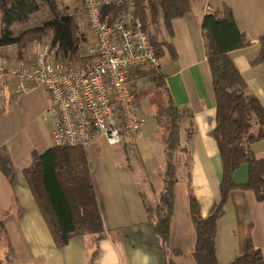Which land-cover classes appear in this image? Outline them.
Instances as JSON below:
<instances>
[{
	"label": "crops",
	"instance_id": "0c3cea01",
	"mask_svg": "<svg viewBox=\"0 0 264 264\" xmlns=\"http://www.w3.org/2000/svg\"><path fill=\"white\" fill-rule=\"evenodd\" d=\"M109 1L112 0H101ZM223 6L231 9L237 28L250 41L248 46L230 51L229 56L264 108V61L252 64L261 49L259 38L264 33V0H193L189 12L172 20V36H168L164 27L158 24V41L171 43L174 50V54L165 50L159 58L160 70L166 75L165 83L173 101L188 108L193 120V132L187 142L188 156L184 154L178 164L179 174L188 185L186 215L178 218L173 212L167 241L161 242L153 222L147 218L144 197L121 153V148L137 145L143 138V124L134 135L135 143L131 140L111 145L117 149V157L106 159L98 156L90 166L87 156L101 204L104 235L98 240L93 234L77 235L66 245L57 247L22 173V168L31 161V154L30 160L17 168L15 155H19L9 153L16 174L13 183H9L0 172L6 182L3 188L6 194L0 197V208L9 209V212L4 210L1 213L4 220H0V225L3 238L9 240L14 248L12 264L26 260L40 261V264H167L170 259L176 264H196L192 255L195 230L189 216V199L193 195L201 216L208 217L219 199L218 186L222 176V162L214 136L216 107L211 72L204 54L200 25L206 13L221 11ZM88 31V28L82 31L86 38L83 43H94ZM21 55L15 59L26 57L24 53ZM162 60L164 64L161 66ZM6 97L5 94L0 100ZM185 122L186 125L187 119ZM155 128L164 144L163 129L158 124ZM185 140L183 127L180 131L181 145ZM99 141L107 143L105 140L91 143L84 148L86 154L88 149L97 148ZM250 148L257 158L264 160V138L251 142ZM159 165L163 167L165 160ZM233 180L237 185L247 182V164L243 163L235 170ZM162 186L156 182L155 188L151 184L149 191L156 197ZM6 195L9 199H5ZM246 237L264 258V201L257 202L251 191L237 187L230 191L223 214L217 220V264H230L241 255Z\"/></svg>",
	"mask_w": 264,
	"mask_h": 264
},
{
	"label": "trees",
	"instance_id": "16d2710c",
	"mask_svg": "<svg viewBox=\"0 0 264 264\" xmlns=\"http://www.w3.org/2000/svg\"><path fill=\"white\" fill-rule=\"evenodd\" d=\"M56 1L0 0V46L16 45L18 49H22L31 41L50 36V43L58 46V54L62 58L81 60L84 57V44L80 43L85 42L84 33L72 16L64 9H58ZM192 2L193 0H112L101 2L100 7L102 16L107 15L109 21L118 15H129L133 21L138 20L159 59L165 50L172 54L174 50L171 43L158 41V24L164 27L168 36H172V20L189 12ZM43 5L52 13L50 19L18 34L13 32L12 25L26 22ZM200 29L204 54L211 72L216 107L214 136L222 162V176L218 186L219 199L213 213L202 217L196 199L191 195L189 216L195 230L192 253L195 263L217 264L216 225L223 214L230 191L241 187L251 191L257 202L264 201V160L257 158L250 148L251 142L264 138V108L229 56L230 51L250 44L237 28L231 9L223 6L221 11L206 13ZM259 40L261 49L252 64L264 61V33ZM132 75L135 80L147 79L151 83L146 90L149 94L155 91L156 94L163 93L165 96L164 103L154 111L155 120L164 132L165 165L161 173L163 186L153 200L143 199L147 218L153 222L158 238L165 242L174 212L176 166L182 156L188 154L187 142L193 132V120L188 108L173 101L165 83L166 75L159 65L136 69ZM138 94L143 100L144 95L139 92H136V99L140 100ZM183 127L186 142L181 145L180 131ZM243 163L248 166V180L245 184L237 185L233 174ZM0 172L9 183H13L16 168L4 145L0 146ZM22 173L57 247L66 245L77 235L93 234L96 235V240L103 237L101 204L84 148L51 145L42 153L33 151L31 161L22 168ZM1 227L0 225V239L3 236ZM167 264L176 263L170 259ZM230 264H264V258L251 239L246 237L242 254Z\"/></svg>",
	"mask_w": 264,
	"mask_h": 264
},
{
	"label": "built area",
	"instance_id": "2783aa9c",
	"mask_svg": "<svg viewBox=\"0 0 264 264\" xmlns=\"http://www.w3.org/2000/svg\"><path fill=\"white\" fill-rule=\"evenodd\" d=\"M100 4L78 0L69 14L84 21L94 39L84 45L81 60L62 58L57 45L37 43L33 53L6 71L0 66V98L7 81L15 94L40 85L47 90L50 103L43 114L52 122L53 146L86 148L98 140L115 145L144 124L132 74L147 65L157 67L159 59L138 20L118 15L109 21Z\"/></svg>",
	"mask_w": 264,
	"mask_h": 264
},
{
	"label": "rangeland",
	"instance_id": "374dc122",
	"mask_svg": "<svg viewBox=\"0 0 264 264\" xmlns=\"http://www.w3.org/2000/svg\"><path fill=\"white\" fill-rule=\"evenodd\" d=\"M56 3L59 10L64 9L69 15L77 8L78 0H57ZM51 17L52 13L47 6L43 5L40 10L33 13L26 22L14 24L11 29L15 34H18L26 28L40 25ZM72 17L78 23L80 31H84L88 28L84 21L81 23L76 19V16L72 15ZM88 36L90 38L92 37L90 30L88 31ZM37 43H45V45L50 44V36L31 41L22 49H18L16 45L0 46V66L2 69L6 71V68L13 65V62L16 60L15 58H17L16 56H20L21 53H24V55L33 53ZM83 44L90 45V43H80V45ZM28 50H30V52H28ZM85 50L86 47H84L83 51L85 52ZM163 64L164 62L162 60L161 66ZM7 84L8 86H4V94H6L7 97L3 101L0 100V146L4 145L7 152L10 154L17 153L19 155V157L15 155V165L18 168L24 164L26 160H30V154L33 151L42 153L50 146L53 126L50 119L43 114L50 103V97L47 90L42 85L22 94H15L12 91L11 83L7 81ZM135 85L136 92L143 93L142 95H144L143 100H141V96L138 94L140 100L137 98V101L138 107L144 116L145 134L140 141L138 140L137 145H127L121 148V153L125 156V164L133 171L144 199L153 200L154 194L152 191H149V187L152 184L155 188L156 182L163 184L161 173L164 166L160 167L159 164L165 160L164 144L160 139L159 131L155 128L157 122L154 117V111L158 105L164 103L165 96L163 93L156 94L155 91L149 94V91L147 92L146 90L149 89L148 87L151 86V83L147 79H138ZM154 129L155 133L152 134ZM121 141H131L135 143L134 135L128 137L124 136ZM99 142L97 148L92 147L87 150L90 166H92L98 156L110 159L118 155L117 149H115L114 146L108 145L104 141ZM179 171L180 169L177 165V181L174 185V214L178 218H182L186 215L188 185L186 184V180L179 174ZM1 180L4 181V183H2ZM5 183V178L0 173V184H2V186H0L1 198L6 194L3 189L6 187ZM5 199H9V196L6 195ZM4 210L9 212L8 207L0 208L1 221L4 220V217L1 215ZM13 250L14 248L11 246L9 240L5 241L2 236L0 239V261H2V264H12L11 260L14 259L12 255ZM20 264H40V261L32 262L26 260Z\"/></svg>",
	"mask_w": 264,
	"mask_h": 264
}]
</instances>
